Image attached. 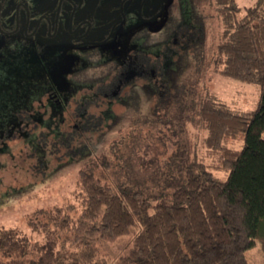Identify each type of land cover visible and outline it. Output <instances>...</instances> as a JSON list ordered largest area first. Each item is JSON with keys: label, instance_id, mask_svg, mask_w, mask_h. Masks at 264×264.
Here are the masks:
<instances>
[{"label": "rangeland", "instance_id": "rangeland-1", "mask_svg": "<svg viewBox=\"0 0 264 264\" xmlns=\"http://www.w3.org/2000/svg\"><path fill=\"white\" fill-rule=\"evenodd\" d=\"M236 1L243 8L254 0ZM151 3L152 11L159 7L157 0ZM176 4L170 17L163 14L151 22L152 28L159 24L156 30L149 32V25L138 19L124 24L128 39L119 46L120 54L132 43H141L156 62V75L132 80L113 96H103L99 90L107 87L117 69L109 54L99 55L104 47L84 49L78 60L69 61L57 55V44L51 42L0 60V226L33 234L28 225L31 216L56 205L68 208L75 218L78 170L100 154L107 156L108 164L93 171L95 178L112 184L143 179L149 184L169 168L184 139L199 146L205 130L196 114L184 124V131L168 114L159 116L172 106L166 105L172 90H208L237 111L256 106L258 84L214 69L222 29L214 0L200 7L190 0ZM62 65L68 66V73L59 70ZM227 144L240 148L243 134ZM133 234L132 228L114 241H98V248L115 257L131 245ZM245 257L247 264H264L259 240Z\"/></svg>", "mask_w": 264, "mask_h": 264}, {"label": "trees", "instance_id": "trees-1", "mask_svg": "<svg viewBox=\"0 0 264 264\" xmlns=\"http://www.w3.org/2000/svg\"><path fill=\"white\" fill-rule=\"evenodd\" d=\"M190 1L200 7L211 0ZM214 2L222 23L214 69L258 84L256 106L237 111L208 90H172V106L159 116L168 114L184 131L196 114L202 143L184 139L149 184L95 178L93 171L108 164L100 154L78 170L75 218L56 205L31 216L33 234L0 226V264H247L255 240L264 254V0L243 8L236 0ZM241 133L242 146L230 147L228 139ZM132 228L127 249L115 257L100 252L98 241Z\"/></svg>", "mask_w": 264, "mask_h": 264}, {"label": "flooded vegetation", "instance_id": "flooded-vegetation-1", "mask_svg": "<svg viewBox=\"0 0 264 264\" xmlns=\"http://www.w3.org/2000/svg\"><path fill=\"white\" fill-rule=\"evenodd\" d=\"M151 1L0 0V60L6 54L43 48L51 42L57 44V55L69 61L78 60L81 57L78 52L84 49L104 47V50L99 49V55L109 54V60L116 63L117 69L107 87L100 86L99 90H103V96H113L125 82L135 80V75L143 80L147 79L148 72L150 78L156 75V69L150 66L156 62L141 43H132L123 55L119 49L127 43L123 30L130 19L145 22L150 32L159 27L158 24L152 28L154 19L163 14L170 17L177 7V0H157L159 7L152 11ZM107 3L109 8L105 9ZM98 6L99 14H95ZM170 9H173L171 14ZM59 70L69 72L68 66L62 65Z\"/></svg>", "mask_w": 264, "mask_h": 264}]
</instances>
